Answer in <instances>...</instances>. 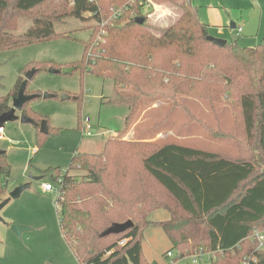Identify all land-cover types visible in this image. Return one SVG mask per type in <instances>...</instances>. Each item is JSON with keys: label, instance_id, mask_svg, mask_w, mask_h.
I'll return each mask as SVG.
<instances>
[{"label": "trees", "instance_id": "1", "mask_svg": "<svg viewBox=\"0 0 264 264\" xmlns=\"http://www.w3.org/2000/svg\"><path fill=\"white\" fill-rule=\"evenodd\" d=\"M130 1L0 0V52L54 37L71 38L58 34L55 24L68 18L92 20L96 24L84 43V56L71 67L113 81L111 103L129 110L117 135L135 126L145 108L163 102L172 104L170 109L187 110L186 99H195L211 107L236 106L237 136L243 138L237 139L235 158L226 148L212 152L175 143L160 146L151 140L125 142L114 136L100 154H76L66 172L51 171L62 179L58 187L52 185L58 191L64 237L81 264H150L143 258V240L153 227L164 230L171 243L168 251L186 255L204 248L219 257L215 264H231L236 258V264H242L244 257L264 264V249L251 239L255 229L264 231V44L245 48L237 41L214 43L192 0H157L180 12L164 28H155L138 6L110 20L112 9ZM32 13L25 34L9 32L21 15ZM33 68L39 73L47 66L37 64L23 74ZM22 75L6 96H0V115L11 109ZM30 103L22 113L36 122L41 143L45 135L39 128L45 118ZM10 176L4 152L0 202ZM160 211L170 219L149 220ZM127 221L133 227L124 233L104 235L112 225ZM124 239L128 243L119 247Z\"/></svg>", "mask_w": 264, "mask_h": 264}, {"label": "rangeland", "instance_id": "2", "mask_svg": "<svg viewBox=\"0 0 264 264\" xmlns=\"http://www.w3.org/2000/svg\"><path fill=\"white\" fill-rule=\"evenodd\" d=\"M192 3L199 9L201 21L209 26L211 37L237 41L245 48L264 44V0H192ZM159 4L170 15L164 18L154 16L148 20L155 28H164L173 23L180 12L175 7ZM33 16L34 13L21 15L15 29L9 32L16 36L25 34L32 25ZM95 24L92 20L84 22L68 18L57 22L55 31L66 33L71 38L54 37L0 52V96H6L13 89L25 69L37 64L47 68L39 71L29 82L27 92L57 95L52 99L38 98L30 103L49 127V133L44 134L41 143L38 128L34 124H22L20 120L8 122L0 134L1 149L7 153L11 166L4 198H8L16 188L31 183L30 189L19 199L10 201L0 213V264H81L63 235L57 193L46 192L44 184L58 187V175L69 169L76 154L102 153V147L109 138L108 131H122L129 113L126 115V106L111 103L115 96L111 79L100 78L90 72L82 75L80 70L67 75L53 74L49 69L71 67L80 61L84 56V43L90 39V28ZM239 27L243 28L242 33H238ZM22 76L24 78L25 74ZM63 94L71 98L62 100ZM186 101L187 110L170 109L172 104L163 102L153 105L152 109L145 108L135 126L113 138L125 142L157 141L160 146L175 143L212 152L226 148L234 158L237 157V139L243 138L241 134L237 136L235 118L238 108L226 103H216L211 107L201 100ZM85 118L94 125L92 137H83L81 122ZM55 169L61 172H51ZM70 174L78 173L72 171ZM31 178L42 179L31 181ZM150 218L152 222H164L170 219V215L160 211ZM13 224L30 230L19 238L12 231ZM170 248L171 243L161 227L146 231L143 258L150 264H163L164 255ZM218 260L216 256L213 263ZM229 262L236 264L238 259Z\"/></svg>", "mask_w": 264, "mask_h": 264}, {"label": "water", "instance_id": "3", "mask_svg": "<svg viewBox=\"0 0 264 264\" xmlns=\"http://www.w3.org/2000/svg\"><path fill=\"white\" fill-rule=\"evenodd\" d=\"M143 21H141L142 23ZM234 28V27H233ZM209 39L211 41H213L214 43L218 44L219 46H225L227 45V41L226 40H222V39H216L214 37L209 36ZM75 71L74 67H66L63 69H56V68H50L49 72L53 73V74H71L72 72ZM38 70L37 69H32L30 71H28L25 76H24V81L20 86L19 92L17 97L12 99L11 102V109L8 112H5L3 114L0 115V130H4L5 125L8 122H15L20 120V122L22 124H36V122L25 116L22 112H23V108L25 106V104L38 99V98H43V99H52L55 98L57 95L55 94H51V93H45L43 95L41 94H27V87L29 82L37 75ZM71 97L69 95L63 94L61 96L62 100H68ZM18 113H20V116L18 115ZM40 132L43 134H48L49 133V127L48 124L46 122V120L42 121L40 123ZM4 153V151H2L1 146H0V154ZM42 178H31V181H39ZM31 188V183H27L21 187L16 188L13 192H11L9 194V197L6 198L4 201H2L0 203V213L2 211V209L10 203V201L12 200H16L19 199L21 197V195L27 190ZM0 221H2L1 215H0ZM133 227V222L132 221H127L126 223H122V224H114L112 225L105 233L104 235H111V234H121L124 233L125 231H127L128 229ZM30 229L24 226H20L18 224H13L12 225V231L19 237H22V234L26 231H29Z\"/></svg>", "mask_w": 264, "mask_h": 264}, {"label": "built area", "instance_id": "4", "mask_svg": "<svg viewBox=\"0 0 264 264\" xmlns=\"http://www.w3.org/2000/svg\"><path fill=\"white\" fill-rule=\"evenodd\" d=\"M138 6L142 15L146 18H151L156 16L157 18H164L167 15H170L167 10L160 6L157 0H131L125 7L123 8H114L111 10L112 20L114 17L119 16L126 9H131ZM106 24L105 21L101 23V27H104ZM238 32L242 33L243 28L239 27ZM3 130H0V134ZM82 132L83 137H92L94 136V125L92 124L89 118H85L82 122ZM110 135H113V132H110ZM62 179L58 180V183H61ZM44 189L46 192H58L56 188L52 184H44ZM252 241L256 242L259 248L264 249V231L255 229L254 235L251 237ZM128 243L127 239L119 242V247H122ZM216 258V253L211 252L207 249L200 248L193 253H188L186 255H182L180 252H172L168 251L165 256V260L163 264H210ZM242 264H256L258 261L254 257H244Z\"/></svg>", "mask_w": 264, "mask_h": 264}, {"label": "crops", "instance_id": "5", "mask_svg": "<svg viewBox=\"0 0 264 264\" xmlns=\"http://www.w3.org/2000/svg\"><path fill=\"white\" fill-rule=\"evenodd\" d=\"M235 27H236V26H234V28H235ZM234 28H233V29H234ZM238 33H239V32H238ZM122 107H123V106H122ZM124 109H125V112H127V113H126V115H127V114L129 113V110H128V108H126V107H125ZM126 115H125V116H126ZM108 132H111V131H108ZM112 132H113V135H110V133H109V137H111V136H116V135H117L115 131H112ZM103 133H104V132H103ZM103 149H104V146L102 147V150H103ZM156 213H159V212H156ZM150 219H151V218L149 217V220H150ZM161 222H163V221H161Z\"/></svg>", "mask_w": 264, "mask_h": 264}]
</instances>
